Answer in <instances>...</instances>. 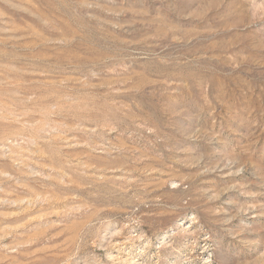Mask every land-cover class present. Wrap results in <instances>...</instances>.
Listing matches in <instances>:
<instances>
[{
  "label": "rangeland",
  "instance_id": "obj_1",
  "mask_svg": "<svg viewBox=\"0 0 264 264\" xmlns=\"http://www.w3.org/2000/svg\"><path fill=\"white\" fill-rule=\"evenodd\" d=\"M0 264H264V0H0Z\"/></svg>",
  "mask_w": 264,
  "mask_h": 264
}]
</instances>
